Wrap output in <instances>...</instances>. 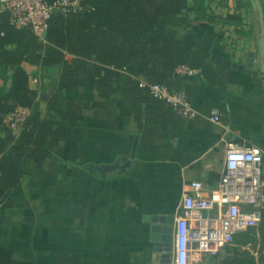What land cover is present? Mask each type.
<instances>
[{"label": "crops", "instance_id": "crops-1", "mask_svg": "<svg viewBox=\"0 0 264 264\" xmlns=\"http://www.w3.org/2000/svg\"><path fill=\"white\" fill-rule=\"evenodd\" d=\"M239 2L244 6L237 10L242 18V28L237 30L244 36L221 23L212 36L200 28V18L189 16L190 31L208 63L224 78L225 89L206 84L198 72L185 80L191 86L189 102L197 117L182 120L178 132L165 141L161 156L137 154L139 135L132 119H119L112 131L103 120L91 118L93 90L65 93L79 99L86 112L77 141L83 159L68 164L67 150L62 148L0 201L1 249L34 264H150L153 245L144 218L179 214L181 195L193 181L208 191L215 189L227 145L258 148L263 153L264 181V76H251L231 66L243 64L248 53L257 55L256 13L250 0H210L205 6L208 14L223 19L236 12ZM187 4L191 7L192 1ZM167 24L169 32L184 33L176 19ZM56 84L57 74L49 70L41 83L44 94L53 92ZM38 86L32 81V88ZM42 96V104L37 105L44 109ZM211 102L225 111L209 110ZM241 102L249 112L229 110ZM212 111L217 113L216 123L209 121ZM116 161L121 169L106 177L87 169V165ZM125 163L130 165L124 167ZM8 198L12 206H7Z\"/></svg>", "mask_w": 264, "mask_h": 264}, {"label": "trees", "instance_id": "trees-1", "mask_svg": "<svg viewBox=\"0 0 264 264\" xmlns=\"http://www.w3.org/2000/svg\"><path fill=\"white\" fill-rule=\"evenodd\" d=\"M88 0L81 10L54 12L41 40L32 29L10 24L0 11V201L12 194L30 171L42 170L62 148L67 162L83 159L79 129L86 121L81 101L69 91H94L90 116L103 120L114 131L119 119L137 126V154H163L165 141L176 134L182 118L166 103L149 94L150 85L183 92L189 101L191 86L176 76L184 65L198 72L206 84L223 90L224 78L208 63L190 31V15L200 18V28L216 36L215 27H233L239 36L242 18L236 12L219 19L208 14L210 0ZM263 14L264 2L260 0ZM247 5H250L247 3ZM176 19L182 35L168 30ZM49 70L57 74L56 88L44 94L41 85ZM32 81L39 85L32 88ZM47 97L40 108L39 96ZM42 104V103H40ZM209 110L225 111L219 103ZM28 111L14 132L6 118L17 109ZM249 112L246 103L230 106L231 112ZM7 206L13 201L7 199ZM210 264H264V211L256 227L235 234L232 243L210 257ZM0 264H34L0 248Z\"/></svg>", "mask_w": 264, "mask_h": 264}, {"label": "built area", "instance_id": "built-area-1", "mask_svg": "<svg viewBox=\"0 0 264 264\" xmlns=\"http://www.w3.org/2000/svg\"><path fill=\"white\" fill-rule=\"evenodd\" d=\"M88 0H0V11L7 12L10 24L31 28L39 39L54 12L67 14L81 10ZM196 71L181 65L175 75L186 79ZM149 94L166 103L185 120L197 117L183 92L150 85ZM28 111L17 109L6 118L14 132ZM209 121L216 123L212 111ZM263 153L256 147L229 144L224 155L223 172L215 189L206 190L198 181L189 184L181 195L180 213L174 216L171 264H192L210 258L232 243L235 234L256 227L264 211Z\"/></svg>", "mask_w": 264, "mask_h": 264}, {"label": "water", "instance_id": "water-1", "mask_svg": "<svg viewBox=\"0 0 264 264\" xmlns=\"http://www.w3.org/2000/svg\"><path fill=\"white\" fill-rule=\"evenodd\" d=\"M250 4L256 13L259 25V53L258 56L254 53H248L243 64L233 63L231 66L239 72L258 77L259 75L264 76V14L260 0H250ZM45 38L46 32L42 36V39ZM41 100L45 102L46 97L42 96ZM136 142V140L133 142L131 159L134 157ZM118 161L120 160L118 159ZM118 161L110 165H87V169L90 173H97L101 177H106L108 174L121 169ZM129 165L130 163H125L124 167ZM144 221L149 224V240L153 245L150 264H171L174 217L171 215L146 216Z\"/></svg>", "mask_w": 264, "mask_h": 264}, {"label": "rangeland", "instance_id": "rangeland-1", "mask_svg": "<svg viewBox=\"0 0 264 264\" xmlns=\"http://www.w3.org/2000/svg\"><path fill=\"white\" fill-rule=\"evenodd\" d=\"M258 39H259V25H258V31H257V36H256V41L257 42H258ZM258 53H259V49L257 51V55L256 56H258ZM211 262H212V260L209 259V258H202L201 261L193 262L192 264H210Z\"/></svg>", "mask_w": 264, "mask_h": 264}]
</instances>
